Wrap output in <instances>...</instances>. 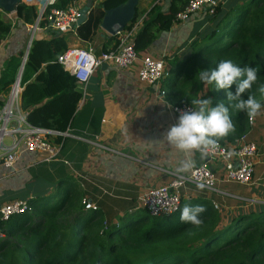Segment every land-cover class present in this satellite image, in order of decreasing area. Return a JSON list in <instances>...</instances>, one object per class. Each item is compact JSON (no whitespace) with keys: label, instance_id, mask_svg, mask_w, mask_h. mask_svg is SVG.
Wrapping results in <instances>:
<instances>
[{"label":"trees","instance_id":"1","mask_svg":"<svg viewBox=\"0 0 264 264\" xmlns=\"http://www.w3.org/2000/svg\"><path fill=\"white\" fill-rule=\"evenodd\" d=\"M76 1L57 0L53 7L66 9ZM129 1L102 0L90 10L76 35L52 33L51 40L33 42L21 78V107L30 125L61 133L72 125L83 95L58 59L71 49H85L94 43L107 13ZM188 3L174 0L169 16L146 20L134 38L136 52L146 51L162 31H169ZM222 8L219 4L213 15L206 14L203 23L211 27L193 41L191 57L173 63L176 68L163 83L172 107L190 104L203 91L205 84L196 77L198 69L214 68L226 59L257 70V81L244 95L250 93L264 105V94L259 91L264 85V0L242 1L227 11ZM3 15L0 12V43L13 27ZM15 15L31 25L38 9L22 3ZM137 19L138 14L127 31ZM226 33L228 41L224 43ZM108 50L105 45L100 52ZM24 55L21 52L10 58L0 79V95L15 83ZM211 87L215 99L224 98L223 91ZM4 103L0 99V108ZM230 116L234 130L216 142H232L252 130L245 112L230 108ZM50 141L61 144L64 139ZM55 187L54 194L48 191L30 200L31 212L0 221V264H264V209L241 211L225 226L219 212L203 199L182 202L180 211L172 216L153 217L138 208L123 216L107 217L101 209L85 210L83 188L76 180H62ZM185 205L205 208L199 225L180 220Z\"/></svg>","mask_w":264,"mask_h":264},{"label":"crops","instance_id":"2","mask_svg":"<svg viewBox=\"0 0 264 264\" xmlns=\"http://www.w3.org/2000/svg\"><path fill=\"white\" fill-rule=\"evenodd\" d=\"M242 1L248 0H220V5L227 11ZM173 2L139 0L136 23H142L138 32L146 20L169 16ZM88 3H92L94 8L102 0L78 1L81 10ZM152 11L156 16L151 15ZM206 16L202 13L186 23H173L171 29L162 31L151 47L139 53V57L163 60L171 73L176 68L173 66L175 61L191 57V45L198 34H205L211 27L203 23ZM3 17L13 27L11 34L0 43V79L10 58L26 51L30 37V24L19 21L15 14L4 13ZM39 37V40L53 38L50 32H42ZM112 39L101 27L94 43L90 44L100 52L105 45L108 49L114 46L115 40ZM138 70L139 64L128 71L106 64L98 70L88 85L87 96L78 105L75 120L68 128L82 139H64L58 160L39 164L34 155L24 154L14 169L0 167V207L16 200L30 202L40 193H53L62 180H76L83 188L84 200L95 204L107 217L123 216L126 212L142 209L141 197L149 189L168 184L174 175L187 176L193 168L209 163L220 177L224 170L222 162L210 161L200 151L184 153L167 142L164 135L176 123L178 116L173 113L166 95L161 96L166 81L159 86H147L139 82ZM5 95H0V99L3 100ZM254 117L262 124L264 111L260 110ZM254 127L248 133V139L257 145L259 153L255 159L252 185L221 183L218 185L219 194L187 186L182 191V202L206 200L222 219L229 221L241 211L259 212L264 209V145L254 139ZM233 144L229 142V145ZM185 163L190 166L184 168Z\"/></svg>","mask_w":264,"mask_h":264},{"label":"built area","instance_id":"3","mask_svg":"<svg viewBox=\"0 0 264 264\" xmlns=\"http://www.w3.org/2000/svg\"><path fill=\"white\" fill-rule=\"evenodd\" d=\"M56 1L46 0L34 24L28 25L29 52L33 42L39 41V35L42 32L59 35L77 34L81 17L79 0L66 9L54 8ZM22 3L34 5L35 0H22ZM219 4L220 0H189L185 9L175 16L173 23H186L193 16L202 13L213 15ZM141 23L142 21L136 23L131 30L112 36L115 40L114 46L106 52H98L96 47L89 43L85 49H71L59 57V64L76 79L83 98L87 96L91 79L105 64L120 71H128L139 64L138 80L150 87L159 86L170 76L163 60L151 57L141 58L136 52L134 38ZM27 57L23 58V68ZM23 90L21 79L17 77L4 97L3 107L0 108V167L6 170L14 169L24 154L34 155L39 164H49L58 160L63 142L55 144L50 141L51 138L82 139L73 135L70 129L61 133L30 125L21 107ZM165 95L166 93L162 91L161 96L165 97ZM189 108L190 105L187 104L173 107L172 110L178 116L181 110ZM254 122L255 117H249L251 127H254ZM232 143L234 144L216 142L215 146H209L203 152L210 161L222 162L224 170L220 177L211 169L209 163L202 164L193 168L187 176L174 175L168 184L149 189L141 197V208L147 210L153 217L172 216L180 211L182 191L187 186L211 194H219L218 185L221 183L251 186L255 174V159L259 153L258 147L249 141L248 134L233 140ZM83 205L86 211L97 210L96 205L88 200H84ZM215 208L218 209L216 204ZM31 211L28 200L12 201L0 207V221L5 222L14 216Z\"/></svg>","mask_w":264,"mask_h":264},{"label":"clouds","instance_id":"4","mask_svg":"<svg viewBox=\"0 0 264 264\" xmlns=\"http://www.w3.org/2000/svg\"><path fill=\"white\" fill-rule=\"evenodd\" d=\"M196 77L205 85H214L215 91H223L224 98L191 99L190 108L179 112L176 123L167 130L164 138L184 153L200 151L203 154L209 146H215L219 138L234 130L230 108L245 112L251 117L259 114L264 105L252 94L249 93L246 97L244 95L257 81V70L254 67H241L226 59L219 61L214 68L198 69ZM259 91L264 94V85ZM225 100L228 101L227 104ZM189 166L188 163L183 165L184 168ZM204 211L202 205H185L181 210L180 220L199 225L202 222L199 216Z\"/></svg>","mask_w":264,"mask_h":264},{"label":"water","instance_id":"5","mask_svg":"<svg viewBox=\"0 0 264 264\" xmlns=\"http://www.w3.org/2000/svg\"><path fill=\"white\" fill-rule=\"evenodd\" d=\"M139 0H130L127 5L117 10L111 11L107 13V16L102 25L103 29L111 36H115L118 33L124 32L126 28L134 21L137 5ZM22 3V0H0V10L5 14H12L16 12V8ZM92 3H88V5L81 10V17L78 22V27L83 25L90 13L92 8ZM29 53V46L25 51V55L23 58H26ZM23 62L21 69L19 71L18 77H22L23 74Z\"/></svg>","mask_w":264,"mask_h":264},{"label":"rangeland","instance_id":"6","mask_svg":"<svg viewBox=\"0 0 264 264\" xmlns=\"http://www.w3.org/2000/svg\"><path fill=\"white\" fill-rule=\"evenodd\" d=\"M46 4V0H35V3H34V6H37V9H38V12H40V10L43 8V6ZM233 28H230L228 31H231ZM228 41V38H227V33H226V38L224 40V43H227ZM26 45L24 46V48L26 49ZM18 77V76H17ZM6 96V95H5ZM204 97H214L213 95V89L211 87V85H204V88H203V91L199 94V96L197 98H204ZM191 106V103L188 104ZM264 111V109H261ZM255 124V136H254V139L257 140H260V142L262 143V145H264V117L262 119V124L259 123V121L255 120L254 122ZM257 128V129H256ZM66 189V185L63 186V190ZM54 194V193H52ZM228 221L227 219H223L221 225L222 226H225L226 224H228Z\"/></svg>","mask_w":264,"mask_h":264},{"label":"bare ground","instance_id":"7","mask_svg":"<svg viewBox=\"0 0 264 264\" xmlns=\"http://www.w3.org/2000/svg\"><path fill=\"white\" fill-rule=\"evenodd\" d=\"M212 165V164H211Z\"/></svg>","mask_w":264,"mask_h":264}]
</instances>
